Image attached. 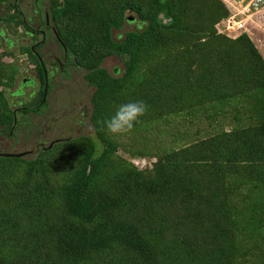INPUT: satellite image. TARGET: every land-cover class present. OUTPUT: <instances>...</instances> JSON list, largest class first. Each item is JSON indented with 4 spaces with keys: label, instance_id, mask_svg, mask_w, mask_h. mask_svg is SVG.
I'll use <instances>...</instances> for the list:
<instances>
[{
    "label": "trees",
    "instance_id": "obj_1",
    "mask_svg": "<svg viewBox=\"0 0 264 264\" xmlns=\"http://www.w3.org/2000/svg\"><path fill=\"white\" fill-rule=\"evenodd\" d=\"M45 1L68 55L96 87L95 122L106 104L143 100L149 108L140 119L151 128L172 116L205 120L210 133L195 131L145 172L112 166L95 130L61 188L63 215L21 237L10 235L9 219L0 224V264H125L116 253L128 264H264V58L246 32H218L230 16L225 2ZM127 12L143 26L115 39ZM109 55L123 59L117 75L99 67ZM12 121L0 92V124L9 131ZM13 159L22 157H0Z\"/></svg>",
    "mask_w": 264,
    "mask_h": 264
},
{
    "label": "rangeland",
    "instance_id": "obj_2",
    "mask_svg": "<svg viewBox=\"0 0 264 264\" xmlns=\"http://www.w3.org/2000/svg\"><path fill=\"white\" fill-rule=\"evenodd\" d=\"M18 1L29 3V6H32L33 0ZM223 1L230 9V16L216 25L218 32L232 38L246 32L260 52L264 53V0ZM41 2L44 3H42L44 7H48V1ZM7 11L8 8L6 9L5 4H0L1 18L8 14ZM238 11L239 13L236 14ZM27 13L29 14V11ZM126 15L130 17L134 14L127 12ZM56 25L58 24L56 23ZM142 26L139 19H128L121 29L113 30V37L122 39L125 32ZM0 28L6 29V36L11 35L9 25L1 19ZM56 54L59 56L60 52H56ZM86 61L87 59L83 62ZM89 63L92 65L91 62ZM17 64L22 70L30 68V63L27 62L25 56H20ZM99 67L105 69L108 74H116L123 70V59L116 55L105 56ZM85 72L87 70L83 68H71L66 77L60 75L62 73L59 71L54 73L50 104L53 107L51 112L59 109L55 116L60 115L62 111L72 109L69 101L73 99L75 93L79 95L84 92L85 95H90L93 88L86 86V80L83 78ZM94 75V72H91V76ZM25 89L30 90L31 88L26 87ZM117 106L112 103L106 104L105 111L96 116L97 126L94 116L91 117L93 127L88 117L79 116V122L72 119L73 128L66 126L61 132L52 133L53 136L49 135L48 141L43 146H47L49 140L58 137H68L70 140H66L67 142L63 144H55L48 152L40 153L41 150L38 149L34 153L26 154L21 160L0 161V224L2 223L5 227L4 222L10 220L7 227L11 229V236L17 234L21 237L24 229H28L30 234L34 235L31 225L41 226L47 221L48 215H63V212L61 213V188L70 180L73 170L80 163L87 139L93 140L97 131L104 137L105 142H108L104 153L112 166L116 167V164L119 163L124 168L126 166L134 167L145 172L153 168L158 155L170 148H179L181 145L193 141L195 131L202 129L201 133L204 137L210 133L209 124L205 120L193 119V121H189L186 118L175 119L169 116L164 120L156 118V128L149 127L150 120L148 118L146 121L139 119L132 130L114 135L106 131L103 122L113 114ZM75 112L80 114L82 108H79L78 111L75 109ZM41 122L42 120L39 121V123ZM25 124L28 125L27 130L16 132L13 138L6 136L5 142L0 146L1 151L20 152L32 147L33 141L38 138L35 131H38L40 127L38 126L36 130L31 129L33 122H30V119L25 120ZM77 128L79 130H76ZM92 128L94 132L96 130V133H93L94 137L90 138L88 133L92 132ZM185 132L187 136H179ZM4 158L11 159L12 157ZM11 243L17 246L16 240ZM35 250H31L27 256L33 255ZM43 253L46 258H52L54 263L60 262L57 256L51 255L47 248L43 249ZM119 256L121 253H116L113 257L116 261L128 264L129 260H127L126 254L123 257ZM105 257L108 259V256Z\"/></svg>",
    "mask_w": 264,
    "mask_h": 264
},
{
    "label": "flooded vegetation",
    "instance_id": "obj_3",
    "mask_svg": "<svg viewBox=\"0 0 264 264\" xmlns=\"http://www.w3.org/2000/svg\"><path fill=\"white\" fill-rule=\"evenodd\" d=\"M42 3L33 0L32 6H29L26 2L10 0L12 4L10 7L8 0L0 3L5 4L6 9L8 8L6 13L14 16L15 19L6 23L10 27L11 35L6 36V29L0 28V67H3V71L2 69L0 71V87H2L0 92L8 101L13 119L9 131L6 124H0V146L5 142L6 136L13 138L16 132L27 130L28 125L25 124V120L30 119V122H33L31 129L36 130L38 126L40 127L38 131H35L38 138L35 137L37 139L33 141L32 147L25 150L31 151L30 153L38 149H46L50 143H52L50 147L52 148L58 142L69 140L68 137H58L49 140L48 145L43 146L48 141V136H53L52 133L61 132L66 126L73 128L72 119L79 122V116L88 117L93 127L91 117L96 87L86 79L85 73H88V70L83 78L86 80V86L93 88L90 95H85L84 92L79 95L75 93L73 99L69 101L72 109L62 111L58 116L55 114L59 112V109L51 112L54 73L59 71L62 73H59L60 75L66 77L71 68L82 67L74 64L73 59L68 55L65 43L56 31L49 6L44 7ZM56 52H60V55L58 56ZM20 56H25L27 62L30 63V68L21 69L17 64ZM14 87L16 88L12 90ZM26 87L31 89L26 90ZM79 108H82L80 114L75 112V109L78 111ZM40 120H42L41 123H39ZM93 133L95 132L92 128L88 136L94 137ZM0 152L8 151L0 150Z\"/></svg>",
    "mask_w": 264,
    "mask_h": 264
},
{
    "label": "clouds",
    "instance_id": "obj_4",
    "mask_svg": "<svg viewBox=\"0 0 264 264\" xmlns=\"http://www.w3.org/2000/svg\"><path fill=\"white\" fill-rule=\"evenodd\" d=\"M148 104L143 100H135L119 104L113 114L104 122L107 132L117 135L123 134L133 129L148 110Z\"/></svg>",
    "mask_w": 264,
    "mask_h": 264
},
{
    "label": "water",
    "instance_id": "obj_5",
    "mask_svg": "<svg viewBox=\"0 0 264 264\" xmlns=\"http://www.w3.org/2000/svg\"><path fill=\"white\" fill-rule=\"evenodd\" d=\"M129 20L133 19V16L128 17ZM52 143H50L48 147H51ZM31 151H20V152H0V157H23Z\"/></svg>",
    "mask_w": 264,
    "mask_h": 264
},
{
    "label": "crops",
    "instance_id": "obj_6",
    "mask_svg": "<svg viewBox=\"0 0 264 264\" xmlns=\"http://www.w3.org/2000/svg\"><path fill=\"white\" fill-rule=\"evenodd\" d=\"M239 11H242V9H239ZM239 11L238 12H236V14H238L239 13ZM264 53H262V55H263Z\"/></svg>",
    "mask_w": 264,
    "mask_h": 264
}]
</instances>
